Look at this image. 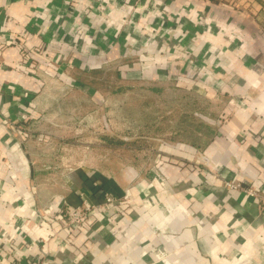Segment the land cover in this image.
Returning a JSON list of instances; mask_svg holds the SVG:
<instances>
[{
	"label": "crops",
	"instance_id": "0c3cea01",
	"mask_svg": "<svg viewBox=\"0 0 264 264\" xmlns=\"http://www.w3.org/2000/svg\"><path fill=\"white\" fill-rule=\"evenodd\" d=\"M83 23H105L109 38L133 23L115 45L151 50L142 79L168 64L198 76L214 102L203 108L202 142L161 140L154 150L170 158L145 168L65 165L47 143L51 110L65 102L52 93L82 91L92 105L95 89L82 66L68 64L76 55L52 56L49 46L66 49L69 28ZM68 71L73 82L51 83ZM86 176L113 183L124 199L105 210L83 189ZM263 195L264 0H0V264H264ZM82 203L100 207L70 236L42 225Z\"/></svg>",
	"mask_w": 264,
	"mask_h": 264
},
{
	"label": "rangeland",
	"instance_id": "374dc122",
	"mask_svg": "<svg viewBox=\"0 0 264 264\" xmlns=\"http://www.w3.org/2000/svg\"><path fill=\"white\" fill-rule=\"evenodd\" d=\"M105 14L100 12V17ZM120 25V29L117 28L114 32L117 38L122 34V27L129 25L125 30L128 32L133 23ZM107 30L105 23L76 24L68 30L66 49L60 44L49 46L52 48V56L55 52L58 56L66 52L68 56L71 53L76 55L73 60H68V64L82 66L84 73L79 75L81 80L91 85L95 91L93 106L90 105L93 98L82 91L66 93L65 90H59L58 93H52L65 102L64 107L58 106L51 110L55 117L52 122L55 123L52 125L55 130L52 133H55V136L47 143L61 150L60 160L72 169L79 165L96 166L107 173L109 169L124 166L145 168L152 164L161 165L162 160L170 157L164 158L155 152L157 143L161 140L175 141L179 133L178 128L183 132L187 131L192 125L185 120L187 116L195 120L197 127L200 126V131L196 128L197 135H204L201 118L203 108L213 106L214 102L204 99L203 92L195 85V81L193 82H199L198 76L195 79L191 77L188 69L176 75L171 64H168L163 66L162 75L152 77L153 79H142L138 70L150 62L147 57L151 55V50L147 49L144 42H127L124 47H117V38H109ZM92 32L96 33V42L90 38ZM113 51L116 52L115 55H112ZM161 52L165 53V50L162 49ZM108 53L111 54L110 58L107 57ZM177 53L184 54L186 63L189 62L186 50L179 49ZM55 64L51 61V65ZM93 67L96 70L92 69ZM133 67L138 69L130 70L129 73H138L139 76L130 78L129 73L124 74V71ZM72 73L60 72L62 80L53 78L51 83L59 86L70 84L73 82L70 77H75ZM199 83L203 84L202 80ZM154 87L161 90L154 91ZM85 89L91 90L87 87ZM79 92H82V96H79ZM182 118L185 122L179 123ZM60 121L62 125H58ZM44 125L46 126L41 124L42 130L46 129ZM117 194L119 197L124 195ZM42 225L48 228L50 233L57 231V235L63 228L61 224H50V221Z\"/></svg>",
	"mask_w": 264,
	"mask_h": 264
},
{
	"label": "built area",
	"instance_id": "2783aa9c",
	"mask_svg": "<svg viewBox=\"0 0 264 264\" xmlns=\"http://www.w3.org/2000/svg\"><path fill=\"white\" fill-rule=\"evenodd\" d=\"M227 186L231 188H241V185L239 182L234 181H227ZM245 192L252 196L253 198L257 199L259 194L257 193L256 189L254 188H244ZM260 203L264 207V195L259 197ZM121 199H124V197L116 196L110 192H105L101 199L102 207L105 210H108L112 208V206L115 203H119ZM97 207H100L99 205L89 204V203H82L80 205H75L72 207H69L68 210L65 213H61V211L53 214L52 216H45L44 218V224H47L48 221H50V224L59 225L63 227L62 230L65 232V234L69 235L71 232L75 229H79L82 227L86 222L88 221V216L92 211H94ZM54 221V222H52ZM55 232L51 233V235H54ZM67 241V240H66ZM76 254V253H75ZM77 256H73V260L76 259ZM41 264V263H40Z\"/></svg>",
	"mask_w": 264,
	"mask_h": 264
},
{
	"label": "trees",
	"instance_id": "16d2710c",
	"mask_svg": "<svg viewBox=\"0 0 264 264\" xmlns=\"http://www.w3.org/2000/svg\"><path fill=\"white\" fill-rule=\"evenodd\" d=\"M129 76L130 78H133V77H138V73H129ZM155 88V87H154ZM154 91H160L161 89H159L158 87L153 89ZM184 118L181 119V121L179 123H184L185 120L188 121L189 125L192 123L191 126H189L187 128V131H182L180 128H178V131L179 133L177 134V139L178 138H181V139H187V138H191L193 135H195V140L197 141V143H200L202 141L198 140L201 136V135H197V131H200L201 129H199L200 126H196V123H195V120L193 119H190L188 116L186 117L185 120H183ZM193 120V121H191ZM195 123V124H194ZM200 125V124H199ZM198 130H197V129ZM203 133L206 131L205 127L203 126ZM184 129V127L182 128ZM197 130V131H196ZM82 180H83V189L85 190H88L89 192H91L95 197L96 199H101L100 197L105 193V192H110L114 195H118L117 193L118 190L115 188V186L113 185V183L109 182V181H105V182H102L100 184L94 182V179H91L90 177H82ZM72 206H75V205H71V206H67L65 209H62L61 213H65L69 207H72Z\"/></svg>",
	"mask_w": 264,
	"mask_h": 264
}]
</instances>
